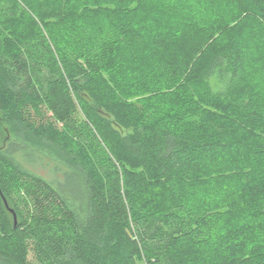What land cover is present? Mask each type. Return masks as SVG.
I'll return each mask as SVG.
<instances>
[{"label":"trees","instance_id":"1","mask_svg":"<svg viewBox=\"0 0 264 264\" xmlns=\"http://www.w3.org/2000/svg\"><path fill=\"white\" fill-rule=\"evenodd\" d=\"M0 264H264V0H0Z\"/></svg>","mask_w":264,"mask_h":264},{"label":"water","instance_id":"2","mask_svg":"<svg viewBox=\"0 0 264 264\" xmlns=\"http://www.w3.org/2000/svg\"><path fill=\"white\" fill-rule=\"evenodd\" d=\"M4 203H5V201H4ZM13 219H14V223H15V216H13Z\"/></svg>","mask_w":264,"mask_h":264}]
</instances>
